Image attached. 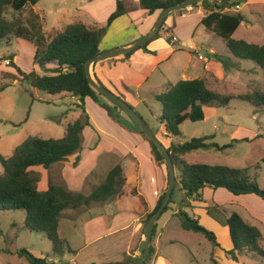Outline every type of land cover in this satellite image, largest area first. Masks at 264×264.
Returning a JSON list of instances; mask_svg holds the SVG:
<instances>
[{"label": "trees", "instance_id": "16d2710c", "mask_svg": "<svg viewBox=\"0 0 264 264\" xmlns=\"http://www.w3.org/2000/svg\"><path fill=\"white\" fill-rule=\"evenodd\" d=\"M181 1L183 0H140V7L150 15L156 11L162 12L165 8ZM38 2L39 0H0V47L11 46L16 40L33 43L35 47L34 64L42 68L53 65L52 73L40 74L35 70L28 73L15 66V62L12 60L8 65L15 66L21 81L28 82L32 87L52 95L56 101L68 96L74 98L76 102H80L77 103V107L82 109L84 117L81 115L74 122L68 124L65 134L61 138L30 135L13 149L10 156H4L0 152V163L3 166V172L0 173V212H25L26 219L21 231L43 233L51 242L53 252L63 255L75 252L68 240L61 237L59 233L61 218L66 210L90 205L93 202L102 203L117 197L131 196L133 192H136V189L132 191L133 189L127 185L124 170L119 164L109 171L104 181L93 188L90 195L70 190L66 184L57 180H51L47 190H40V176L34 170L38 166L48 169L53 164L66 161L69 156L83 148V131L85 126L89 125L90 118L84 106L85 98L91 97L113 118L124 120L121 116V112L124 110L120 106L112 101L110 103L102 101L101 97L105 96L91 85L86 75L85 64L89 59L103 52L100 44L110 26L115 20L132 10V6L130 7L124 0H117V8L105 25H88L77 20L48 35L44 30L45 19L35 9ZM237 4L239 3L235 0H203L193 6H200L205 10L206 14L201 20L205 29L223 38L226 46L236 57L254 61L264 71V44L237 39L233 36L245 20L243 13L231 10ZM226 8H229L230 11L224 12ZM165 27L166 22L151 41L130 53L112 59L124 61L137 50L151 52L147 47L160 36L161 32L166 36L168 42H176L172 30ZM99 62L94 64L95 77L109 88L96 71ZM221 62L227 66L228 60L221 59ZM1 80L0 77V91H3L6 85ZM210 86L207 78L183 79L176 84L170 83L167 90L155 94L154 98L162 107V113L158 119L164 126V132H166L164 135L178 139L177 141L171 140L168 145H165L173 159L175 170L180 171V176L176 175L172 198L162 215L175 204L173 194L180 184L184 198L174 215L179 219L181 227L187 231L202 233L214 246H220L215 232L202 225L198 219L192 218L186 209L193 208L195 201H203V193L207 187L224 188L234 195L256 194L264 200V189L250 173L251 168L258 170L260 163L237 168L219 164L186 162L183 156L192 151L201 148L222 151L233 147L236 141L221 146L213 141L214 135L193 137L182 141L180 140L183 137L181 125L187 120L193 122L203 120L205 118L204 106L206 105L229 108L233 100H242L264 109V90L224 94ZM118 95L124 98V96ZM131 120L134 130L142 134L149 142L155 161L165 171L166 178L165 188L155 209L148 213L142 221L144 234H146L149 219L160 208L165 197L169 181L168 169L164 156L158 148L149 140L134 119L131 118ZM151 129L158 135V130ZM211 208L219 209L225 214V222L229 227L233 241V248L227 251V254L233 260H238V255L245 252L252 253L255 258L264 259V247L262 246L264 237L258 226L246 221L237 212L229 214L227 209L218 205L209 207L208 210L210 211ZM157 228L158 223L154 228L153 241L157 234ZM144 246L145 242H143L141 252L144 250ZM155 252L156 248L152 242L150 254L142 264H151ZM17 253L26 257L30 264H57L55 261H49L48 258L35 256L26 249H20ZM136 258L130 257L128 262L134 261Z\"/></svg>", "mask_w": 264, "mask_h": 264}, {"label": "rangeland", "instance_id": "374dc122", "mask_svg": "<svg viewBox=\"0 0 264 264\" xmlns=\"http://www.w3.org/2000/svg\"><path fill=\"white\" fill-rule=\"evenodd\" d=\"M88 1L39 0L36 10L45 19V33L49 35L56 28L61 29L76 19L92 23L94 17L88 10L83 9V5ZM235 1L241 4V12L244 13L245 20L235 32L234 37L264 44V0H248L249 3H246L245 0ZM128 2L133 7L132 15H138L142 11L137 1L128 0ZM90 7L93 6L90 5ZM136 8L137 10H135ZM168 18V21L172 22L176 19V30L179 29L182 35L189 34V27H192V23L194 28L193 33L191 32V41L168 42L166 36L161 32L156 40L161 38L165 42L162 44L165 46V57L159 59L151 56L155 62L148 68L149 78L140 79L142 82L140 86L123 79L129 77L130 74L132 76L137 75L126 64L118 63L109 69L106 75L102 74L109 88L116 94L124 96L125 100L139 114H142L141 116L148 122L149 126L159 131L157 136L164 145H168L174 138L163 135L164 126L158 120L162 113V107L155 101L153 93L163 92L164 85L165 90H167L169 83L176 84L180 80L191 79L190 77H204L205 71L201 56L209 53L204 48H212L222 55V58L228 60L227 66L223 65V68L227 69V73L225 72L228 75L227 79L219 81L220 83L213 79L211 88L224 94L247 93L257 89L264 90L263 68L254 61L236 57L226 46L223 38L216 36L202 26V19L196 15V12H193V16L189 18L181 17L179 13L171 14ZM95 21L98 26L105 24ZM124 22H127V18H124ZM190 43L196 45L197 51L200 53L199 57L196 51L189 48ZM0 55V77L2 83L6 85V88L0 91V152L4 156H10L13 149L30 135H39L43 138H61L68 124L74 122L81 115L84 117L82 109L75 107V99L65 98L58 102L52 95L19 79L15 66L28 73L34 70L45 73L44 68L34 64L35 48L33 43L16 40L11 46L0 47ZM12 56H16L15 66L8 65ZM5 58L6 60H4ZM112 60L108 58L101 60V63L111 65ZM53 69L49 73L53 72ZM101 99L110 103L106 97H101ZM70 102H75V104L70 105ZM84 106L90 117L89 125L85 126L83 131L84 139L87 138L88 142L103 138L105 142L118 144L121 140L133 142L139 139L138 134L140 133L132 127V117L127 112H121L124 120L120 121L118 118L115 119L109 115L108 111L92 98H85ZM204 107L206 116L203 120L197 122L187 120L181 125L183 141L193 137L214 135L213 141L221 146L235 141L236 143L233 147L222 151L201 148L183 156L184 160L186 162L219 164L237 168L260 163V168L258 170L251 168L250 173L264 189V109L257 108L242 100H233L229 108L208 105ZM81 151L82 149L76 154L81 153ZM58 168L60 167L54 164L48 169L42 166L34 168L40 176V190H47L49 182L60 177V169ZM54 169H57L56 176ZM2 172L3 166L0 163V173ZM176 175L180 176L179 170H176ZM222 190L231 193L224 188ZM210 192L211 190H208V193ZM249 195L256 197L264 204L261 197L256 194H247V197ZM207 197L210 196L207 195ZM183 198L184 193L181 185L178 184L173 194V201L179 207ZM243 202L247 203L245 200L238 203H226L224 208L228 210L229 214L237 211L246 221L249 220L254 225H258L264 233V224L258 220V217L262 216L264 221V205L260 206L263 210L257 214V219H254L249 208L244 206ZM186 211L191 217L194 215L193 210L186 209ZM208 213L211 217L224 220L226 218L219 209H210ZM168 215V212L164 213L161 216V221L166 219ZM25 219L26 214L23 211L0 212V264H30L26 257L17 253L20 249H26L35 256L48 258L51 261H61V255L53 252L51 242L43 233L21 231ZM174 221L179 223L178 219H174ZM208 229L219 231L217 228ZM172 234L182 240L185 245L169 244L165 247L162 246L161 252L178 264H264V259L254 258L252 253L247 254L246 252L239 254L238 260H233L227 254V251L232 249L230 232L227 240L222 237L220 232L218 233L220 246H214L202 233L179 230ZM227 244H229V248H227ZM262 246L264 247V240ZM65 256L66 262L72 259L69 253H66ZM152 262L153 259L151 264Z\"/></svg>", "mask_w": 264, "mask_h": 264}, {"label": "crops", "instance_id": "0c3cea01", "mask_svg": "<svg viewBox=\"0 0 264 264\" xmlns=\"http://www.w3.org/2000/svg\"><path fill=\"white\" fill-rule=\"evenodd\" d=\"M124 1L131 7L128 0ZM133 1H137L140 5V0ZM245 1L246 3H249L248 0ZM90 5L93 7H90ZM239 5V10H235L236 5L233 6L235 9L231 8V10L241 12V4L239 3ZM84 8L88 10L91 16L94 17L93 22L89 23L81 19H76L69 22V24L77 20H81L88 25H97L95 20L99 21V23L106 24L110 15L117 8V0H89L83 5V9ZM135 10H137V8ZM133 12L132 7V10L112 23L100 44L102 51L130 45L140 37L146 35L154 27L161 13V11H156L154 14L149 15L144 9H142L138 15H132ZM193 12H196V15L200 19H202L206 14L205 10L200 6H190L182 12L176 11L172 14L179 13L181 17L189 18L193 16ZM124 18H127V22H124ZM168 19L166 21L165 28L172 30L176 43L191 41V32L194 28L192 23V27H189V34L182 35L179 29L176 30V19H174L173 22L168 21ZM140 23L142 24L141 26L139 25ZM55 30L59 29L56 28ZM162 44H165V42L161 40V38L159 40L155 39L147 47V49L151 52L137 50L124 61L113 59L111 61V65L103 64L100 61L97 64L96 71L106 82V79L102 74L106 75L108 70L116 66L118 63L126 64L132 68L137 75L132 76V74H130L129 77H124L123 79L137 83V85L140 86L142 84L140 79L149 78L148 68L155 62L151 56L159 59H163L165 57V46ZM189 48L196 51L199 57L200 53L197 51L195 44L190 43ZM204 49L209 51L208 54L205 56L203 55L208 58V61L201 59L205 76L199 78H207L210 84H213V79L216 81L218 80L217 82L225 81L228 75L225 74V72L227 73V69L223 68V64L221 62V59L224 58H222V55L212 48ZM15 59L16 56H12V60L14 62ZM53 68V65H48L43 69V71H45V73H49V71ZM92 71L94 74V65L92 67ZM190 78L195 79L196 77ZM163 90L165 91V85ZM155 94L157 93H153V97ZM65 98L72 97L67 96ZM65 98L57 101L60 102ZM140 100L142 101L141 97ZM77 103L80 102H76V108ZM74 104L75 102H70V105ZM165 133L166 132H163V135ZM138 137L139 139L133 142L121 140L118 144H110L109 142H105L103 138H99L97 141L96 139L89 140L88 142L86 138L84 139L85 142L81 153L71 155L68 160L54 164L60 167L58 169H60L59 171L61 175L60 177H57V181H61L66 184L70 190L81 192L85 195H90L93 188L104 181L109 171L118 164L121 165L124 170L127 185L133 189L132 191L136 189V192H133L134 196L132 194L131 196H122L121 198L117 197L106 202H93L90 205L66 210L61 218L59 233L61 237L68 240L75 252H68L70 257H72L71 260H68L69 262H66L65 260L66 253L61 255L62 260H56V263L58 262L57 264L127 263L130 257H138L140 255L143 242L145 241L142 221L146 218L148 213H151L155 209L159 197L165 188L166 180L165 171L155 161L149 142L141 134H138ZM172 140L177 141L178 139L175 140L174 138ZM180 140L183 141V139ZM54 175H57V169H54ZM208 190H211V192L208 193ZM207 195L210 197L208 198ZM250 196L251 195L247 197V194L244 196H236L222 190V188L213 190V188L207 187L203 193V201L193 202V208H190L193 210L194 214L192 217L194 219H198L199 222L207 228H217L219 230L218 232L213 229L215 234L218 236V233L220 232L222 237L227 240L230 232L228 225L224 222V219L209 216L208 208L214 207L215 205L224 208L226 207V203H238L245 200L247 203L243 202L245 204L244 206H247L250 213L254 216V219H257V214L263 210L260 207L263 203H261V201L256 197ZM177 207L178 206L175 202V204H173L171 209L168 211V217L163 221H161V218L157 221V234L153 241L156 252L152 264H178L168 255L161 252L162 248L169 244L185 245L182 240L172 234L176 231L184 230L181 227L179 219L174 215L175 211L179 208ZM174 219H178L179 223L174 221ZM258 220L264 224L262 216L258 217ZM229 247V244H227V248ZM62 261L65 262L61 263Z\"/></svg>", "mask_w": 264, "mask_h": 264}, {"label": "water", "instance_id": "95a60500", "mask_svg": "<svg viewBox=\"0 0 264 264\" xmlns=\"http://www.w3.org/2000/svg\"><path fill=\"white\" fill-rule=\"evenodd\" d=\"M202 1L203 0H183L180 3L174 4V5H171L165 8L160 13L159 18L156 21L154 27L146 35L140 37L139 39H137L135 42H133L130 45L116 47V48L103 51L98 56L92 59H89L85 64L86 75L91 85L99 93H101L106 98H108L110 101L120 106L124 111H126L134 119V121L139 125V127L142 129L145 135L149 138V140L158 148V150L164 156L167 169H168L169 181H168V187L166 190V194L161 203L160 208L156 211V213L148 221L146 234H145V241H144L145 242L144 250L140 253V255L134 261L127 262V263H116V264H142L146 260L148 255L150 254L151 245L153 242V233H154L155 225L158 219L161 217L164 209L169 204L172 198V193L176 185V170H175L173 159L169 151L167 150V147L154 133V131L149 126L148 122L124 98H122L115 92L111 91L98 78H96L95 75L93 74L92 67L97 61L105 60L108 58H113L119 55H124V54L130 53L138 49L140 46H143L144 44L151 41L159 33L163 24L166 22L167 18L173 12L193 6L194 4L202 2Z\"/></svg>", "mask_w": 264, "mask_h": 264}, {"label": "built area", "instance_id": "2783aa9c", "mask_svg": "<svg viewBox=\"0 0 264 264\" xmlns=\"http://www.w3.org/2000/svg\"><path fill=\"white\" fill-rule=\"evenodd\" d=\"M235 8H236V10H238V9L240 8V5L237 4V5L235 6ZM228 11H230L229 8H226V9L224 10V12H228ZM201 59L204 60V61H208V58H207V57H204L203 55L201 56Z\"/></svg>", "mask_w": 264, "mask_h": 264}, {"label": "clouds", "instance_id": "9594fccd", "mask_svg": "<svg viewBox=\"0 0 264 264\" xmlns=\"http://www.w3.org/2000/svg\"><path fill=\"white\" fill-rule=\"evenodd\" d=\"M9 63V62H8Z\"/></svg>", "mask_w": 264, "mask_h": 264}]
</instances>
